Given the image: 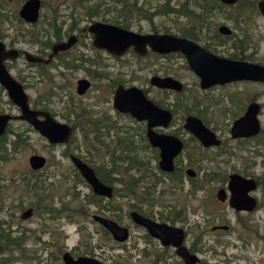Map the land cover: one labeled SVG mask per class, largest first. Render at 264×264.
I'll return each mask as SVG.
<instances>
[{"label": "rangeland", "instance_id": "rangeland-1", "mask_svg": "<svg viewBox=\"0 0 264 264\" xmlns=\"http://www.w3.org/2000/svg\"><path fill=\"white\" fill-rule=\"evenodd\" d=\"M42 1L44 7L41 9V16L36 26L38 30L40 29V33L43 29L47 30L48 17L51 11L58 14V20H62L63 16L72 10L75 14H80L81 23L87 21L83 14L84 9L77 7V5L72 7V3L68 0ZM171 1L175 5L182 0ZM255 1L239 0L237 4L240 6L243 3L244 7L241 9H238L237 6L224 8L222 14H216L209 21H212L214 26L217 22H223L231 29V35H240L243 32L247 36L250 35L251 46H256V50L252 53V61L264 63V17L257 12ZM0 3L3 6V10H0L3 13L5 11L4 14L7 15L6 20L0 18V32L6 35L5 40L12 39L15 41L16 48L32 53L34 50L32 46L35 44L28 40L29 26L25 23H19L12 16L16 12V6L18 7L21 3L17 0H0ZM104 3L111 4V7L114 5L111 0H87L84 4L101 6ZM98 11L99 14L104 12L106 18H112L115 15L112 10H103L102 7H99ZM99 14L93 18L98 19ZM170 19H173L171 15H157L151 21L136 18V21H132L130 28L146 32L151 26H154L161 31L164 23V25L169 26L171 31L176 32L179 27L186 24L185 19L181 17L176 18L177 23L173 24L170 23ZM226 39L230 46L231 41L234 40L233 37ZM202 40L205 38L203 37ZM123 60L129 62V66L125 70H129L137 76L129 84L148 87L144 79L146 80L152 75V71H156L159 75L166 72L184 82L186 89L179 96L180 101L190 107L191 112L199 113L198 115L208 123V126L213 128L216 136L223 140L221 147H211L199 155H202L204 161L201 162L200 166H205L212 174L214 172L211 180L204 181L199 191L193 195L190 194L188 181H184L182 185L178 184L176 187L169 183L168 179H164L162 182L155 181V190L151 192L153 203L171 204L181 211L182 219L173 222L177 226L187 228L186 231L189 232L185 239L187 247L190 248V244L194 242L192 241L194 235L201 236V240L194 245L199 258L196 264H264V84L236 83L203 92L198 88L197 79L187 68L176 67L182 62L180 58L166 59L153 55L147 58H135L128 54ZM23 64L22 58L13 62L16 67L11 69V74L16 75L15 69L22 68ZM22 70L28 72L29 68ZM128 75L127 72L122 78L128 80ZM26 91L30 96L35 94L34 87L28 88ZM53 91L55 93L50 98L48 107L54 112L57 120L63 122L65 121L64 117H66L64 107L66 93L57 89ZM72 91L76 95L74 90ZM104 91L106 88L102 83L98 84V91H89L88 94L81 97V103H89V110L92 109V111L108 108V105L101 100ZM147 92L153 99L157 98V100L162 101L165 99L164 94L156 88L150 87ZM252 95L261 105L257 119L262 131L256 139L251 138L246 141L232 139L228 134V127L232 120L243 112L244 106L242 104L246 103V100ZM171 98L172 95H168L167 100ZM193 98L200 102L207 99L210 105L204 107L202 101L198 104L197 109H193L192 105L188 104L190 101L188 99ZM6 99V96L0 94V109L16 115L17 111ZM207 100L206 103L208 104ZM96 104L100 105L97 106ZM109 112L111 114V111ZM177 117L178 123L179 118H182L180 110H178ZM134 122L126 116H118L116 125H119L120 128L123 127V129L110 132L111 136L104 134L103 140L108 142L106 144L110 143L107 146L113 147L112 151L117 155L122 148L116 146L115 149V144L111 143L115 136L124 141L127 139L126 136L132 135L127 134L129 131L134 133L135 137L132 138L138 149L137 155L134 154V156L142 162L146 160L147 166L152 169L154 164L153 153L144 147V141L141 138L143 125L140 122L133 124ZM10 125L14 132L22 135L24 141L19 144L17 150L13 151L9 143L13 139L10 133L6 135V142L0 147V221L4 222L1 225L2 228L9 227L12 235H20L22 242L18 247L19 249H12L10 255H2L7 257L4 264H62L60 256L64 251L75 256L94 257L102 264H152L155 257L157 258L156 263L159 264H174V261H179L175 254L173 257L164 258L165 252L160 250L159 243L156 240H148L144 235V230L132 224L128 216V212L132 208L142 212L146 205L136 203L134 198L127 196L126 191L122 189L121 182L126 180L128 173L136 176L137 170L145 172L142 166H138L137 170L132 168L126 171L121 166H127V162L123 157H120L121 164L118 169L121 172L118 175L120 181H115L109 177L113 190L119 189L120 191L118 194L113 191L112 201L106 202V204L112 203V205L109 208H101L100 211L120 225L129 228L128 239L123 242H116L105 229L104 232L99 224L91 220L90 215L96 212L97 207L86 204V196L91 194V191L75 177L73 166L67 155V152L79 155L89 164H99L108 168L109 160L104 153L103 146L99 143L92 144L89 148L93 149L85 151V146L81 144V133L77 132L75 134L76 139L66 147L67 151L64 152L66 148L62 146L48 147L46 141L36 132L30 130L22 121L14 119ZM186 147V150L198 151L194 146L187 145ZM33 153L44 156L48 162L39 170L37 175H34L40 181L38 184H41L42 188L37 183L38 188L33 186L35 183L30 180L28 173L30 169L27 158ZM147 171H149L148 168ZM200 172L201 170L198 172L199 175ZM230 172L245 173L259 180V186L251 193L256 197L258 204L255 210L249 213H236L227 205L226 201L221 202L216 197V191L224 186L221 178L225 177L224 173ZM26 176L29 178L27 184L31 186L30 188H25L23 181L20 180ZM152 176L154 179L147 176L144 180L145 183L139 185L138 193L142 190L140 186L153 184L156 177ZM195 178L200 179V176ZM44 197L45 199L42 201ZM103 201L106 200L103 199ZM65 203L67 206L65 213L60 212L61 204ZM79 205L82 209H88L87 215L78 216L74 211V206ZM43 207L48 210L53 209V211L51 213L43 212ZM27 208H31V214L23 219L20 217V213ZM159 208L160 211H163L162 207ZM64 214H68L69 217L63 216ZM214 225H226L227 228L223 230L222 227H219V229L213 230ZM88 250H91L92 254L88 253Z\"/></svg>", "mask_w": 264, "mask_h": 264}, {"label": "flooded vegetation", "instance_id": "flooded-vegetation-1", "mask_svg": "<svg viewBox=\"0 0 264 264\" xmlns=\"http://www.w3.org/2000/svg\"><path fill=\"white\" fill-rule=\"evenodd\" d=\"M21 4L16 6V12L12 15L14 16L15 20L18 21L19 23H25L26 25L29 26V34L27 35L29 37V41L35 44V46H32L34 48L33 52H28L24 49L16 48L15 41L12 39L5 40L6 35L4 33L0 32V42L3 44L5 50L9 49H14L16 50L17 54L13 58H5L2 60L3 66L7 73L11 76L13 80H15L22 88L23 92L27 96V102H28V107L31 111L34 112H46L49 116H51L56 122L58 123H63L67 125L70 128V135L68 139L65 142H59V143H50L45 137L39 134L38 130L35 129L30 123L27 121L20 119V110L19 108L8 98L7 92L4 89V87L0 84V94H3L6 96V101L13 105L15 110L17 111L16 115L11 114L10 112H6L0 109V114H8L9 118L6 121V124L4 126L3 132L0 134V144L4 145L6 142V135L10 134L13 139L9 141L11 145V149L13 151L17 150L19 147V144L24 141L22 138V135L20 133L14 132L12 130L10 122L14 119H18L22 121L30 130L36 132L41 138H43L47 146H62L66 148L70 143L75 140V134L77 132H80V139H81V144L85 146V151H90L93 148H89L92 144H101L103 146L104 153L106 156H108L109 160V166L108 168L104 167L103 165H92L89 164L88 161H86L83 157L79 155H75L72 153L67 152L68 159L73 166V173L75 174V177L83 183V186L88 187L91 191V194H94L90 188V185L86 182L84 177L81 175V173L78 171L77 167L71 160V156L77 157L81 162H83L86 166H88L96 176V178L102 182L103 184L109 186L112 190L111 196L110 197H105L102 195H97L94 194L98 197H102L101 203H105V206H107L106 202H111L112 197H113V191L117 193V189L113 190V187L109 180L114 179L115 181H120V178L118 175L121 174L120 171L115 170L114 172V167L112 166L111 162H115L117 165L120 166L121 164V159L120 157H123L124 160L127 162V166H121L123 169H126V171L131 170L132 168H135L137 170L138 166H142L143 171L145 172H140L137 170V175L134 176L133 174L128 173L129 175L126 177V182H127V187H126V194L129 197H132L135 199L136 203L144 204L146 205V208L140 212L137 211L135 208H132L128 212V216L136 227H140L141 229L144 230V235L148 240H156L164 254V258L168 257H173L174 254L178 258V262L174 261V264H184L182 262V259L178 256L176 253V248L170 244L165 245L162 244L160 239L153 237L150 235L147 231L146 228L143 226L136 224L135 222L132 221L129 213L131 211H134L138 213L139 215L146 217L152 222L158 223V224H165L170 227H176L180 228L183 231V240L182 244L186 247L189 253L191 254H196L195 251H197L194 248V245L196 242H199L201 240V236H193V239L190 248L185 245V239L186 236L188 235L187 228H183L181 226H177L173 222L174 220H181V211L177 210L173 205H167L165 203L163 204H157L153 203V198L151 197V192L155 190V181L156 182H162L164 179H168V182L171 183L172 185H175L176 187L178 184L182 185L184 181H188L189 186H188V192L190 194H194L196 191H199L202 187V183L206 180H211V178L214 175L210 173L208 168L205 166L201 167V162L203 163V157L199 156L202 154V151H207V149L211 147H218L222 146L221 144L223 143V140H221L219 137L216 136L214 130L212 127L208 126V123L197 113L191 112V108L186 106L185 104L180 101V95L184 92L186 89V85L184 82L181 80L174 78L172 75H168V73L163 72L162 75L157 74L156 71H152V75L147 77V79L144 81L148 84V87H139L134 84H129L132 79H134L135 76L132 74L129 70H125L129 66V62L127 60H123L125 56L128 54H131V56L135 58H147L150 55H153L155 57H164L166 59L169 58H175V59H182V65L179 63L176 65V67H184L187 68L188 71H190L191 74L197 79V85L200 90L203 92H208V90H211L212 88L215 87H222L230 84H236V83H253V84H264V82L261 81H251V80H239V81H231L227 82L224 84H215L212 85L208 88H200L199 86V81L200 77L198 74H196L192 69H190L188 65V60L186 55L180 51V50H175V51H169V52H156L152 51L149 47L148 44H144V50L143 53H138L135 51L134 46L135 45H128L121 53H117L115 51L118 50L117 44H111L110 50L106 49L105 47H99L94 43L95 36H97L101 40V34L98 31L94 32L90 29L95 23H101V24H108V25H113L118 28H121L126 31L133 32L138 35H147V34H153V35H160V34H169L175 37H180V38H185L187 40H190L194 42L198 47L201 49L205 50L206 52L210 53L213 56H216L218 58L222 59H229V60H237V61H242V62H247V63H254V64H259L263 65L264 63L262 62H253L252 61V53L253 51L256 50V46H251L252 44L250 43L251 37L250 35H246L244 32L240 35H231L232 31L231 29L226 26L223 22H217L214 24L212 23V17L215 16L216 14H222L224 12V8H230L231 6L236 7L238 6L239 0H236L234 3H226L222 2L220 0H182L178 2L177 4H173L171 0H136V5L142 7V11L137 14V15H129V12L126 11H120L121 5H129L132 4L134 0H111L113 2V9L110 6L111 4H103L101 6H97V4H94L93 6H89L84 4L87 0H68L72 3V7H77L83 8L84 9V16L87 21H83L81 23L80 20V14H75L74 11L71 10L66 16H63L62 20H58V14H56L54 11H51L50 16L48 17V28L47 30L43 29L41 30L42 33H40V29L36 27L38 25L39 18L41 16V9L44 7V2L42 0H39V10H38V17L34 22H27L23 20L19 16V11L21 9V6L23 5L24 2L27 0H17ZM255 1V7H256V2ZM126 2V3H123ZM108 5L107 7H105ZM174 5V6H171ZM102 7L103 10H112L115 12V15L112 18H106L103 14L98 11V8ZM244 7V4H240L239 6ZM0 9L3 10V6L0 3ZM122 9V8H121ZM257 9V7H256ZM257 12L264 17L259 10L257 9ZM5 13V11H4ZM2 11V14H0L1 20L4 19L6 20L7 15L4 14ZM99 14V18H93L95 15ZM157 15H171L173 19H170V23H177L175 20L178 17L184 18L186 21V24L179 27L176 32H173L170 30L169 26L162 25V30H158L154 28V26H151L148 31H142L140 29H135L132 30L130 28L132 21H136L135 19H143V20H148L151 21L153 20L154 17ZM67 19V20H66ZM153 25V24H152ZM212 26V29H211ZM221 27H225L227 29V32H222ZM27 31V30H26ZM205 38V40H202V38ZM233 41H231V44L229 46L228 40L226 38H232ZM60 43H66V45L61 49L59 46H57ZM58 47V48H56ZM25 53L31 54L33 57H35V60L29 61L25 58ZM18 58H22L24 61V64L22 68H16V75L11 74V69H14L16 66L13 65V62H15ZM119 66V68H118ZM24 68H29V71L25 72L22 69ZM115 68V70H113ZM128 72V80H125L122 78V76L125 75V73ZM163 77H170L179 83H181V88L180 90H174V89H169V88H161L156 86L154 83L151 82L152 79L154 78H163ZM106 88V91H104V95L101 98L104 104L108 105V108H102L98 111H92L89 110V103H81V97L84 96L85 94H88L89 91H98V84H101ZM41 84V85H40ZM32 85V86H31ZM120 86L122 89H127L130 87H136L140 89L143 93V96L145 99L149 100L153 105L156 107L167 110L170 114V121L165 125L160 123L163 119L161 117H154L152 120L157 121L156 125H153L151 127H148L147 125V120H137L136 118L132 117L129 113L125 112H120L117 110V108L114 107V95L116 88ZM34 87L35 89V94L34 96H30L27 93L28 88ZM156 88L159 90L162 94H164L165 99L162 100H157L153 99L148 95V89ZM54 89L57 90H62L63 93H66V100H65V115L63 122H60L57 120L55 117L54 112L48 107V103H50V98L54 95ZM75 92L76 95H74L73 91ZM168 95H172V98L170 100H167ZM194 98L196 96H193ZM186 98V97H185ZM188 99V104L192 105L193 109H197L198 104H200L202 101L204 102V107H206L209 104L206 103V100H201V102L196 99ZM256 102L259 105V111L261 108V105L259 102L256 101L254 95H252L248 100H246V103H243L242 105L244 106L243 112L246 108V106L250 102ZM100 103V100L98 101ZM109 102H110V107H109ZM185 103L187 104L186 100ZM97 105V104H96ZM98 104L97 106H99ZM101 108V107H100ZM112 108V109H111ZM178 110L181 111V117L177 123V114ZM205 110V108H204ZM100 111V112H99ZM111 111V114L110 112ZM258 111V112H259ZM98 114H97V113ZM242 112V113H243ZM241 113V114H242ZM240 114V115H241ZM239 115V116H240ZM258 115V113H257ZM118 116H126L127 118L130 119L132 122H140L143 126L141 128V138L144 141V147L148 148L151 150L152 157H153V168L151 169L150 167L147 166L146 160L140 161L139 158H137L135 155H137V148H136V142H133V138L135 137V134L132 132H128L127 134L130 136H126V140H120L115 136L113 144H115V149L116 146L117 148H122L121 151L117 153V155L114 154L112 151L113 147H108L106 144L108 142H105L103 139V135H109L111 136L110 132H115V131H121L123 127L120 128L119 125H116L117 117ZM188 116L196 117L198 118L201 123L212 133L215 134L216 138L219 140L218 145H209L205 146L203 145L197 138L196 136L188 130L184 124H185V119ZM238 117V116H237ZM236 117V118H237ZM35 119L37 121H42L43 116L41 114L36 113ZM235 119V118H234ZM233 119V120H234ZM232 120V121H233ZM258 120V119H257ZM110 121V122H108ZM133 124H136V123ZM232 123V122H231ZM231 124L228 127V134H229V129H230ZM121 129V130H120ZM150 131L153 133V135H163V136H168L171 138H175L181 143V147L179 151L173 156L172 158V169L170 171H167L163 169L159 161L161 159L160 157V148L158 146L153 145L149 137L147 135V132ZM261 128L259 124V130L255 135L249 136V137H237V138H230L232 139H239L241 141H246L248 139L258 137V135L261 133ZM125 134V133H124ZM184 134V135H183ZM131 137V138H130ZM260 141V140H259ZM173 142H166L165 144H170ZM1 145V146H2ZM124 145V147H121ZM191 145L194 146L198 149V151L192 150H186V146ZM0 146V147H1ZM88 146V147H86ZM200 149V150H199ZM67 151V148L64 149ZM31 155H39V154H31ZM29 155V156H31ZM28 156V158H29ZM42 156V155H39ZM44 158V164L38 168V169H33L28 161L27 158V164L29 167L28 173L30 174V180H36L38 181V178H36L34 175H37L39 170L43 168L47 162V159ZM200 166V168H199ZM128 167V168H127ZM147 168L149 171H147ZM199 170H201L200 175L198 174ZM217 172H215L216 174ZM230 174H238L242 176L243 178H251L254 181V188L248 190L246 192L247 196L253 198L254 200V207L250 210H245V209H239L236 210L229 204V199H230V190L228 189V181H229V175ZM114 175V176H113ZM156 178L153 180V184H147L141 187L140 193L137 192V188L139 187L140 184H144L145 178L154 177ZM217 175V174H216ZM225 177L221 178V181L224 182V186L216 191V197L217 193L219 190H222L223 196L222 200H220L218 197V200L221 202L226 201L227 205L234 211V212H244V213H249L257 208V200L256 197L253 196L251 193H253L257 187L259 186V180L253 176L247 175L245 173L241 174L238 172H230L228 174H225ZM199 177L200 179H197L195 177ZM21 182L23 181V185L25 188H30L27 183L29 181V178L22 177L20 178ZM125 181H122L121 184L123 185ZM40 181L37 182V184ZM41 185V184H40ZM41 187V186H40ZM124 187V185H123ZM42 188V187H41ZM151 189V190H150ZM89 195V194H88ZM88 195L86 197H88ZM45 198V197H44ZM37 199H39V196H37ZM105 199L106 201H103ZM109 200V201H108ZM139 204V205H140ZM154 204V205H153ZM112 203L110 204V206ZM153 205V206H152ZM80 206V205H79ZM141 206V205H140ZM154 206H157L156 208H153ZM96 212L98 213H93L97 214L106 218H109L113 221L114 219L106 216L103 214L100 210L101 207L98 208ZM162 207L163 211H160V208ZM67 206L65 204H61V209L60 212L65 213ZM29 210V214L26 216L28 217L31 214V208H27L24 211L20 213L21 218H26L22 217V214ZM141 210V209H140ZM42 211H46V213H51L52 211H48L45 207H43ZM101 212V213H100ZM78 216H83L84 211H78ZM91 214L90 217L93 215ZM63 216L69 217L68 214H64ZM92 220V219H91ZM93 221V220H92ZM95 222V221H94ZM116 222V221H115ZM4 223V222H3ZM97 223V222H96ZM118 223V222H116ZM99 224V223H97ZM119 224V223H118ZM5 225V224H4ZM100 225V224H99ZM120 225V224H119ZM9 226V225H7ZM101 226V225H100ZM123 226V225H122ZM102 227V226H101ZM124 227L127 228L128 236L129 237V228L124 225ZM219 227L226 229V225H214L212 229H219ZM6 229V228H5ZM7 229L10 231L9 227ZM7 230V231H8ZM126 239V240H127ZM125 240V241H126ZM193 249V251H192ZM68 252V251H64ZM62 252V254L64 253ZM69 253V252H68ZM61 254V256H62ZM72 257H77L80 255H72L69 253ZM60 256V259L62 261V258ZM155 256V255H154ZM153 256V257H154ZM167 256V257H166ZM162 262L161 260H159ZM63 264V262H62ZM153 264H159V263H153Z\"/></svg>", "mask_w": 264, "mask_h": 264}, {"label": "water", "instance_id": "water-1", "mask_svg": "<svg viewBox=\"0 0 264 264\" xmlns=\"http://www.w3.org/2000/svg\"><path fill=\"white\" fill-rule=\"evenodd\" d=\"M220 1L231 4L236 0ZM39 5V0H27L21 6L19 16L27 22H34L38 17ZM256 7L264 16V0H258L256 2ZM97 28L101 34V40L95 36L94 43L99 47H105L109 51H112L110 50L111 44H117L118 50L115 51L117 53H121L130 44L135 45L134 49L138 53H143L144 44H148L150 49L156 52L182 51L187 57L190 69L200 77V88H208L215 84H224L239 80L264 82L263 65L218 58L185 38L175 37L169 34L138 35L113 25L101 23H95L90 27L94 32L97 31ZM220 31L226 33L227 29L221 27ZM65 45L66 43H60L57 46L62 49ZM16 54L17 52L14 49L5 50L3 44L0 42V84L6 90L8 98L19 108L20 119L30 123L38 130L39 134L45 137L50 143L65 142L70 135V128L63 123L56 122L46 112L31 111L28 107L27 96L23 92L21 86L13 80L5 70L2 60L5 58H13ZM25 58L29 61L36 59L28 53H25ZM151 82L161 88L174 90H180L181 88V83L170 77L154 78ZM114 107L120 112L129 113L137 120L146 119L148 127L158 123L152 120L154 117H161L163 120L160 123L165 125L170 121L169 112L156 107L149 100L145 99L142 91L136 87L122 89L118 86L114 95ZM258 111L259 105L256 102H250L246 106L244 112L232 121L229 129L230 136L232 138H237L255 135L259 130V122L257 120ZM36 113L43 116L42 121H37L35 119ZM8 118V114H0V134L3 132ZM184 126L190 130L203 145L209 146L219 144V140L216 138L215 134L209 131L198 118L192 116L186 117ZM147 135L150 142L160 148V166L170 171L172 169V158L179 151L181 143L175 138L153 135L150 131L147 132ZM168 141L173 143L166 145L165 143ZM71 160L86 182L90 185L94 194L105 197L111 196V188L100 182L88 166L75 156H71ZM28 161L33 169H38L44 164V158L39 155L29 156ZM254 186L253 179L243 178L238 174H230L228 181L230 206L236 210L252 209L255 202L253 198L247 196L246 192L254 188ZM222 196L223 192L219 190L217 197L222 200ZM28 214L29 210L25 211L22 217H26ZM129 215L133 222L146 228L148 233L160 239L162 244L174 246L176 248V253L184 264H196V262L199 261V258L195 254L189 253L182 244V229L152 222L134 211H131ZM91 219L99 223L116 242H123L127 239L128 232L126 227L97 214H93ZM61 258L63 264H102L94 257L86 255L72 257L68 252H64Z\"/></svg>", "mask_w": 264, "mask_h": 264}, {"label": "trees", "instance_id": "trees-1", "mask_svg": "<svg viewBox=\"0 0 264 264\" xmlns=\"http://www.w3.org/2000/svg\"><path fill=\"white\" fill-rule=\"evenodd\" d=\"M123 3H126V2H123ZM122 7H120V11H126V12H129L130 14L129 15H137V14H139L141 11H142V7L141 6H137L136 5V0H134L133 1V3L132 4H129V5H121ZM122 8V9H121ZM237 8L238 9H241L240 7H239V4H238V6H237ZM2 11L0 10V14H2L1 13ZM2 144H0V146H1ZM113 161H115V160H113ZM111 162V164H112V166L114 167V171L115 170H118L119 169V165H117L115 162ZM119 171V170H118ZM35 184L33 185L35 188H38L37 186H36V183L38 182V181H34V180H32ZM39 185V187L41 186L40 184H38ZM124 185V187H122V189H123V191H126V187L128 186L127 185V182L125 181V183L123 184ZM41 188V187H40ZM121 189V190H122ZM119 189H117V194L119 193ZM114 193H115V191H114ZM45 198H43L42 199V201L44 200ZM102 199V197H98V196H96V195H94V194H89L88 195V197H87V200H86V204H88V205H93V206H98V208L99 207H101V208H105V207H107V208H109V206L110 205H108L107 204V206H105V203L103 204V203H101V200ZM109 201V200H108ZM109 203V202H108ZM85 204V205H86ZM75 207V212L77 213V214H79L78 213V211H81V210H83L84 211V214L85 215H87L88 213H87V210L88 209H86V208H84V209H82V207L81 206H74ZM69 208V207H68ZM47 209V208H46ZM48 210V209H47ZM48 211H53V209H51V210H48ZM96 213H98V212H96ZM1 225H3V222H1L0 221V264H4V262L7 260V257H3L2 255H4V254H6V255H10L11 254V251H12V249L13 248H18L19 246H20V244H21V242H22V237L20 236V235H12L11 233H12V231L10 230H8L7 228L5 229V228H2L1 227ZM8 230V231H7ZM103 231L105 232V230L103 229ZM19 249V248H18ZM88 253H90V254H92V251L91 250H88ZM10 259V258H9ZM157 261V258L155 257V259L153 258V260H152V264L153 263H155ZM180 264H182V263H180Z\"/></svg>", "mask_w": 264, "mask_h": 264}]
</instances>
